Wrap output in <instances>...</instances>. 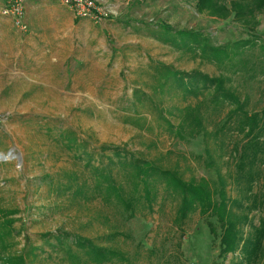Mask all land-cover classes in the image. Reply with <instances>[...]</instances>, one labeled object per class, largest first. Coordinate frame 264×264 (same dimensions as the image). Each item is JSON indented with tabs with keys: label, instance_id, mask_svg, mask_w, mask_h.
Returning <instances> with one entry per match:
<instances>
[{
	"label": "rangeland",
	"instance_id": "rangeland-1",
	"mask_svg": "<svg viewBox=\"0 0 264 264\" xmlns=\"http://www.w3.org/2000/svg\"><path fill=\"white\" fill-rule=\"evenodd\" d=\"M236 1L220 0L230 11L223 13L199 8V0H98L112 12L100 25L75 19L61 4L36 2L27 7L26 30L0 15V156L12 152L0 158V223L6 212L14 213L13 236L0 252L4 258L22 255L26 264H72L46 242V235L63 231L91 239L117 234L103 242L125 260L109 264L221 262L220 240L208 222L195 212L180 225L179 199L163 183L156 184L152 211L145 200L135 202L137 195H131L124 179L129 171L121 172V182L133 197V211L99 194L74 198L62 190L74 180L92 189L95 180L57 139L71 131L96 151L97 160L103 145L119 147L186 181L214 179L216 166L223 174L235 172L234 152L247 140L229 120L230 105L214 100L213 92L186 95L159 68L225 76L228 87L248 99L246 110L262 113L264 13L256 17L253 30L260 44L223 66L161 40L165 26L173 33H201L221 49L249 39L231 13ZM207 151L215 167L208 166ZM260 168L264 174V163ZM260 190L257 185L255 192ZM228 193L243 200L233 184ZM263 217L264 206L254 209L245 234ZM34 249L39 258L32 263ZM240 263L229 255L225 264Z\"/></svg>",
	"mask_w": 264,
	"mask_h": 264
},
{
	"label": "trees",
	"instance_id": "trees-1",
	"mask_svg": "<svg viewBox=\"0 0 264 264\" xmlns=\"http://www.w3.org/2000/svg\"><path fill=\"white\" fill-rule=\"evenodd\" d=\"M198 6H208L214 12H230L220 4V0H199ZM231 13L251 35L247 40L225 45L224 49L213 47L210 39L201 33H173L167 26L162 27L165 30L164 38L162 35L158 38H162L163 42L174 48L194 54L200 53L206 60L216 61L223 66L227 61L241 55L242 51L260 44V38L253 30L257 24L256 17L264 13V0L233 2ZM159 69L169 75L186 95L198 96L201 93L213 92L214 100L230 105L232 111L229 120L237 123L238 131L244 134L247 140L234 152L237 155L236 171L223 174L220 167H215L216 162L211 151H207L206 162L208 166L216 168L217 175L209 181H186L177 172L165 170L154 162L119 147L103 145L99 149L100 158L97 160L96 151L89 149L87 142L69 131L61 133L57 140L75 161L84 165L85 170L95 180V185L88 189L86 182L74 180L62 187V190L74 198H85L90 193L99 194L106 202L115 200L117 205L132 211L135 202L145 200L152 211L153 203L157 200L156 184L163 183L167 193L179 199L177 222L181 225L191 214L199 212L208 222L212 235L220 240L221 262L216 264H225L229 255H233L236 260L240 259V264L260 262L264 259V217L260 219L258 227H253L252 233L245 234L244 228L250 225L252 211L264 206V174L260 168L264 163V111L249 113L246 110L248 99L244 97L242 100L231 90L228 87L229 80L225 76L214 78L200 71L180 72L167 66H161ZM124 171H129L124 175V179L131 185V195H137L135 202L125 190V182H121V172ZM231 184L238 187L243 200L248 201L247 205H244L243 200L229 196L228 187ZM257 185L261 186V190L256 193ZM1 213L3 215V212ZM13 214L6 212L4 220L0 223V252L6 251V241L13 236V221L10 219ZM110 236L114 238L117 234L91 239L61 231L58 234L46 235V242L64 252L72 264H109L117 259L124 261L125 257L120 251L104 245ZM38 251L39 249L31 251L30 256L34 258L30 260L32 263L37 262ZM0 264H26V258L22 255L4 258L0 253Z\"/></svg>",
	"mask_w": 264,
	"mask_h": 264
},
{
	"label": "built area",
	"instance_id": "built-area-1",
	"mask_svg": "<svg viewBox=\"0 0 264 264\" xmlns=\"http://www.w3.org/2000/svg\"><path fill=\"white\" fill-rule=\"evenodd\" d=\"M36 2L61 4L70 9L75 19L90 20L98 25L112 15V12L106 7H102L98 0H0V15L12 19L15 26L26 30L27 7Z\"/></svg>",
	"mask_w": 264,
	"mask_h": 264
},
{
	"label": "water",
	"instance_id": "water-1",
	"mask_svg": "<svg viewBox=\"0 0 264 264\" xmlns=\"http://www.w3.org/2000/svg\"><path fill=\"white\" fill-rule=\"evenodd\" d=\"M11 155H12V152H10V153L8 154V156L1 155L0 158H1L2 160H6L8 157H11Z\"/></svg>",
	"mask_w": 264,
	"mask_h": 264
},
{
	"label": "crops",
	"instance_id": "crops-1",
	"mask_svg": "<svg viewBox=\"0 0 264 264\" xmlns=\"http://www.w3.org/2000/svg\"><path fill=\"white\" fill-rule=\"evenodd\" d=\"M30 5V4H29Z\"/></svg>",
	"mask_w": 264,
	"mask_h": 264
}]
</instances>
